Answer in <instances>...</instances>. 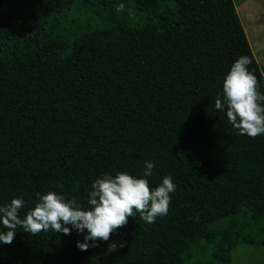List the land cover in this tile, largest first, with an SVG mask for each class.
Returning a JSON list of instances; mask_svg holds the SVG:
<instances>
[{"label": "trees", "instance_id": "16d2710c", "mask_svg": "<svg viewBox=\"0 0 264 264\" xmlns=\"http://www.w3.org/2000/svg\"><path fill=\"white\" fill-rule=\"evenodd\" d=\"M242 55L264 92L231 0H0V206L23 198V217L48 191L87 206L95 179L145 162L152 188L176 185L154 223L129 217L83 252L75 230L18 228L0 264H230L237 244L264 248V135L214 106Z\"/></svg>", "mask_w": 264, "mask_h": 264}, {"label": "clouds", "instance_id": "9594fccd", "mask_svg": "<svg viewBox=\"0 0 264 264\" xmlns=\"http://www.w3.org/2000/svg\"><path fill=\"white\" fill-rule=\"evenodd\" d=\"M124 4L116 6L117 12L124 11ZM129 10V15H134ZM252 59L242 55L231 65L222 82V94L215 100V109L226 112L227 121L241 136L256 138L264 135V92L260 91L257 76L249 70ZM155 164L145 162L142 177L128 172L104 174L95 179L86 205L76 197L66 199L56 191L37 193L34 206L25 209L23 198H13L0 206V244L10 245L22 228L25 234L37 236L44 232L70 235L72 230L83 235V242H77L80 251L99 247L98 242H108L110 237L128 224L129 217L137 214L144 222L151 224L158 217L167 215L171 195L176 190L173 178L168 175L155 188L151 177ZM71 227H68V226ZM86 233V234H85ZM126 246V241L108 243L107 252Z\"/></svg>", "mask_w": 264, "mask_h": 264}, {"label": "rangeland", "instance_id": "374dc122", "mask_svg": "<svg viewBox=\"0 0 264 264\" xmlns=\"http://www.w3.org/2000/svg\"><path fill=\"white\" fill-rule=\"evenodd\" d=\"M264 85V0H231ZM230 264H264V248L235 245Z\"/></svg>", "mask_w": 264, "mask_h": 264}]
</instances>
